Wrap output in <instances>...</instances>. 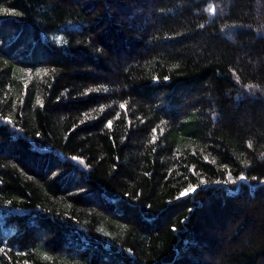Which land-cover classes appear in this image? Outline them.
Masks as SVG:
<instances>
[{"label": "trees", "instance_id": "1", "mask_svg": "<svg viewBox=\"0 0 264 264\" xmlns=\"http://www.w3.org/2000/svg\"><path fill=\"white\" fill-rule=\"evenodd\" d=\"M0 264H264V0H0Z\"/></svg>", "mask_w": 264, "mask_h": 264}, {"label": "snow or ice", "instance_id": "2", "mask_svg": "<svg viewBox=\"0 0 264 264\" xmlns=\"http://www.w3.org/2000/svg\"><path fill=\"white\" fill-rule=\"evenodd\" d=\"M121 107L123 108L124 105H121ZM241 180H243V177H241ZM201 183H203V182H201ZM191 191H193V189L192 188H188L184 192L181 193V196L183 197V196L187 195Z\"/></svg>", "mask_w": 264, "mask_h": 264}]
</instances>
